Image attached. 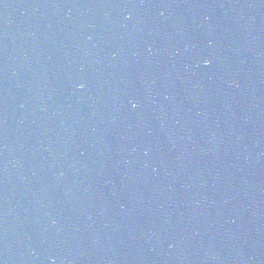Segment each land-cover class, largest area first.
<instances>
[{
  "label": "water",
  "instance_id": "water-1",
  "mask_svg": "<svg viewBox=\"0 0 264 264\" xmlns=\"http://www.w3.org/2000/svg\"><path fill=\"white\" fill-rule=\"evenodd\" d=\"M0 264H264V0H0Z\"/></svg>",
  "mask_w": 264,
  "mask_h": 264
},
{
  "label": "clouds",
  "instance_id": "clouds-1",
  "mask_svg": "<svg viewBox=\"0 0 264 264\" xmlns=\"http://www.w3.org/2000/svg\"><path fill=\"white\" fill-rule=\"evenodd\" d=\"M135 106V105H134Z\"/></svg>",
  "mask_w": 264,
  "mask_h": 264
}]
</instances>
